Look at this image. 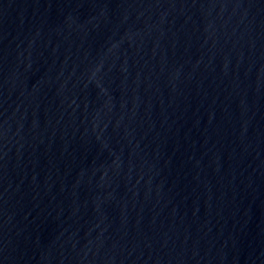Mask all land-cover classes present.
Masks as SVG:
<instances>
[{
  "label": "water",
  "instance_id": "1",
  "mask_svg": "<svg viewBox=\"0 0 264 264\" xmlns=\"http://www.w3.org/2000/svg\"><path fill=\"white\" fill-rule=\"evenodd\" d=\"M264 0H0V264H259Z\"/></svg>",
  "mask_w": 264,
  "mask_h": 264
}]
</instances>
